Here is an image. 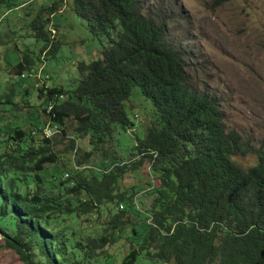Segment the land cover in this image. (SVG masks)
Here are the masks:
<instances>
[{
  "label": "trees",
  "instance_id": "trees-1",
  "mask_svg": "<svg viewBox=\"0 0 264 264\" xmlns=\"http://www.w3.org/2000/svg\"><path fill=\"white\" fill-rule=\"evenodd\" d=\"M61 2L0 0V16L27 7L32 17L25 25L10 19L8 38L0 30V72L8 76L0 83L9 84L0 91V112H8L0 118L4 246L22 264H264V152L247 168L231 159L249 145L226 129L213 97L190 87L158 11L139 0H70L105 45L77 62L71 88L47 86L46 75L27 80L43 67H33L40 55L47 60L59 49L48 24L58 30L50 18ZM23 37L39 43L36 52L12 45ZM133 88L149 102L150 119L120 150L117 136L134 127L125 109ZM32 93L39 104L24 100ZM48 122L59 128L44 137L39 130ZM71 136L89 147H75ZM74 147L76 169L62 159ZM144 163L156 182L122 188L124 174L140 178Z\"/></svg>",
  "mask_w": 264,
  "mask_h": 264
},
{
  "label": "rangeland",
  "instance_id": "rangeland-1",
  "mask_svg": "<svg viewBox=\"0 0 264 264\" xmlns=\"http://www.w3.org/2000/svg\"><path fill=\"white\" fill-rule=\"evenodd\" d=\"M36 1L40 3L44 0ZM61 1L57 10L59 12L50 18L58 25V30L48 24L53 39L59 38V49L47 60L43 54L40 55V63L33 67L43 65L41 74L33 72V76L27 79L30 83H41L46 75L50 77L44 81L47 86L53 84L71 88L75 79L79 77L76 70L77 62L87 63L96 58L99 56L98 51L105 45V39L90 34L85 21L73 13L70 0ZM140 2L147 12L158 11L164 16L166 40L181 52L190 87L213 97L218 103L226 129L235 130L249 145L247 154L234 155L231 159L242 168L253 165L256 162V153L264 152V0H140ZM28 4L31 5L27 3L26 6ZM33 7L36 9L37 6ZM4 14L6 17L0 24V30L7 38L11 35V25L8 24L10 19H18L16 16H20L19 22L25 25L32 18L27 7L17 11L5 10L0 17ZM12 45L22 53L28 50L32 54L39 47V43L32 37L19 38L12 42ZM7 78L4 72H0V82L4 80L8 82ZM6 87H9V84L4 87L0 83V91ZM136 96L137 91L133 88L125 101L128 118L134 123V127L117 136L120 150L132 145L136 135L141 137L144 127L149 123L151 112L149 102ZM24 100L32 105L40 102L35 93ZM19 111V114H25L28 110L20 103ZM39 114L40 118L46 121V116L41 111ZM7 116L8 112H0V118ZM56 137L59 138V135ZM66 139L55 146V149H61ZM76 143L89 147L85 137L76 138ZM110 151L108 149V152ZM67 158H70L73 167L75 155L73 154L72 158V151L62 157L63 160ZM95 158H98L97 155ZM147 166V163H144L138 170L140 178L136 173L134 176L124 174L120 186L124 189L133 185L144 187L148 179L154 184L156 180L151 176ZM139 194L143 195L145 191L140 190ZM0 264H22L17 254L4 246L2 235Z\"/></svg>",
  "mask_w": 264,
  "mask_h": 264
},
{
  "label": "built area",
  "instance_id": "built-area-1",
  "mask_svg": "<svg viewBox=\"0 0 264 264\" xmlns=\"http://www.w3.org/2000/svg\"><path fill=\"white\" fill-rule=\"evenodd\" d=\"M27 75H28V76H31L32 74H31V72H30V73H28ZM53 102H54V101L47 103V105H46V111L51 110V108H52V106H53ZM55 130H57L56 125H53V126L46 125V126L41 130V132H42V134H43L44 136L48 137V136L52 135V134H53V131H55ZM132 202L134 203V202H135V199H133ZM119 207H120V205H119Z\"/></svg>",
  "mask_w": 264,
  "mask_h": 264
},
{
  "label": "clouds",
  "instance_id": "clouds-1",
  "mask_svg": "<svg viewBox=\"0 0 264 264\" xmlns=\"http://www.w3.org/2000/svg\"><path fill=\"white\" fill-rule=\"evenodd\" d=\"M139 2H140V0H139ZM141 3V2H140ZM41 71H42V66L41 67H39V68H37L36 70H30V71H28V73H30L31 72V76H33V72H37L38 74H41ZM28 76V75H27ZM30 76V77H31ZM59 97V99H61L62 97L61 96H58ZM57 98V97H56ZM55 98V99H56ZM55 99H53V101H55ZM48 103V102H47ZM47 103H46V105H47ZM53 104H54V102H53ZM46 105H45V108H46ZM53 107V106H52ZM52 109V108H51ZM50 111V110H49ZM46 125H49V126H53V125H50V123L48 122V123H45L44 124V126H42L41 128H40V133L42 134V132H41V130L46 126ZM54 125H56V124H54ZM58 125H56V127H57ZM57 128H59V127H57ZM59 131V130H58ZM43 135V134H42ZM44 136V135H43ZM44 137H46V136H44ZM49 137V136H48ZM71 138H73V137H71ZM74 139V142H75V147H76V138H73ZM75 147H74V149L72 150V158H73V154H74V152H75ZM73 168L74 169H76L77 168V166H75L74 164H73ZM133 199H135V197H133L132 198V200Z\"/></svg>",
  "mask_w": 264,
  "mask_h": 264
},
{
  "label": "bare ground",
  "instance_id": "bare-ground-1",
  "mask_svg": "<svg viewBox=\"0 0 264 264\" xmlns=\"http://www.w3.org/2000/svg\"><path fill=\"white\" fill-rule=\"evenodd\" d=\"M26 73V72H25Z\"/></svg>",
  "mask_w": 264,
  "mask_h": 264
}]
</instances>
